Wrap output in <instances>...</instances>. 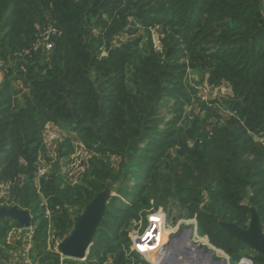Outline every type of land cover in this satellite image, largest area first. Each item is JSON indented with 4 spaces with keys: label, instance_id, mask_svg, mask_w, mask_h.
<instances>
[{
    "label": "trees",
    "instance_id": "16d2710c",
    "mask_svg": "<svg viewBox=\"0 0 264 264\" xmlns=\"http://www.w3.org/2000/svg\"><path fill=\"white\" fill-rule=\"evenodd\" d=\"M0 72V205L32 215L29 235L0 218V264H61L100 194L86 260L63 264H159L161 211L264 264L220 225L247 230L255 209L264 232V0H0ZM191 74L230 96L189 116ZM49 124L66 134L38 180ZM76 140L90 158L72 185Z\"/></svg>",
    "mask_w": 264,
    "mask_h": 264
},
{
    "label": "water",
    "instance_id": "95a60500",
    "mask_svg": "<svg viewBox=\"0 0 264 264\" xmlns=\"http://www.w3.org/2000/svg\"><path fill=\"white\" fill-rule=\"evenodd\" d=\"M106 209V194H100L85 208L80 216L75 217L74 230L68 237L59 243L57 252L67 259L85 261L93 244L94 237L104 219ZM0 218H11L12 220L17 221L24 229L32 228V215L27 210L19 209L17 207L1 209ZM220 225L222 229L232 237L242 242L248 248L253 250V252L264 257V232L255 209L251 210V224L247 230L232 223H221ZM181 228L182 231L178 235H174L170 238L165 249L166 251L175 250L176 254L189 256L191 250L188 248V245L190 244V246L200 251L205 256H208L212 263L224 264V262H218L216 260V252L214 250H209L206 245L201 247L200 244H196L193 241L194 233H198L197 221H195L194 225L182 226ZM185 235L187 241L184 240L185 242H183ZM175 247H178V250ZM181 248L185 253H183ZM159 256L163 257L158 255L159 259ZM167 258L169 259H167V261L170 264L172 260H170V255H168ZM173 260L174 262L179 263L177 257H174Z\"/></svg>",
    "mask_w": 264,
    "mask_h": 264
},
{
    "label": "rangeland",
    "instance_id": "374dc122",
    "mask_svg": "<svg viewBox=\"0 0 264 264\" xmlns=\"http://www.w3.org/2000/svg\"><path fill=\"white\" fill-rule=\"evenodd\" d=\"M155 40H156V44L158 45L159 42H158L156 36H155ZM2 77H3V73L0 72V80L2 79ZM190 79H191L190 85L193 86L198 91L197 95L194 97L195 101L192 103L191 106L186 108V113L191 117H193L195 115L205 116L206 113L200 104L201 102H204V103L211 105L215 101H220V100H223V99L228 98L230 96V90L226 86L221 87V88H213V87L207 85L206 83L199 84V82L201 81V76L199 74H191ZM65 134L66 133L64 130H62L59 126H56L54 124H49L46 127V130L44 132V137L46 140L45 146H46L47 156H45V155L41 156V166L42 167H41L40 171L46 173V172L51 171L53 169V166H54L53 164L57 161L56 160V156H57L56 152H57V147H58L57 141H59ZM74 142H75L74 143L75 144V154H73V157H72V159L74 161H73L72 165H70V168L72 170L69 171V174H68L66 172L67 168H65L64 166L62 168L64 170L63 171L64 176L68 179L69 182H72L71 183L72 185L79 184V183L83 182V179H84L83 175H84L86 167H87V161L90 158V155H89L88 151L85 149V147L82 144H80V142L78 140H76ZM48 160H50V161H48ZM113 161L116 162V160H114V159H113ZM41 175H42V173L38 174V180H39ZM38 180H37V182H38ZM6 190H7V186H4L2 191L0 192V199L3 198L7 194ZM1 209H5V207H2L0 205V210ZM154 215H161L160 219L162 221L164 231L159 236V241L161 242V244L165 248L168 245L170 237L174 236V235H178L182 231V228H181L182 226H191V225L195 224L194 220H189V221L181 220L175 226H173L169 222V220L167 218V214L165 212L161 211V212L154 213L148 217L149 225H150V217L154 216ZM30 230L31 229L22 228V229H20L18 234L29 235L31 233ZM134 237H136V235H134L133 238ZM205 240H204V238L200 237L198 233H196V234L194 233L193 241L196 244H200L201 247L206 245V246H208L209 250H214V248L210 247V245L208 244L209 243V242H207L208 240H206V241ZM157 242L153 243L152 248L156 245ZM165 248L163 249L164 251H165ZM161 252H163V251H161ZM161 252H158L157 256L164 254V252L163 253H161ZM17 253L18 252H16V255H15L16 257L18 256ZM218 255H219V253L216 252V257ZM217 261H219V260H217ZM178 262L179 263L175 262V264H180V263L183 264L182 260H180V261L178 260Z\"/></svg>",
    "mask_w": 264,
    "mask_h": 264
},
{
    "label": "bare ground",
    "instance_id": "6f19581e",
    "mask_svg": "<svg viewBox=\"0 0 264 264\" xmlns=\"http://www.w3.org/2000/svg\"><path fill=\"white\" fill-rule=\"evenodd\" d=\"M185 244H187V243H185ZM210 247H212V246L210 245ZM164 248L165 247H163L161 242L158 241L156 243V245L152 248V251H151V255L159 262V264H169V262H167V259H168L167 255H170V260L171 259L173 260L174 257H177V260H179V261L182 260L183 264H215V263H212L210 261L208 256H205L200 251H198L195 248H193L192 246H190V244L188 245V248H190V250H191V254L189 256H183L181 254H176L175 250H169V251L167 250L168 252H166V250L165 251L163 250ZM175 248L178 250V247H175ZM181 250H183V249L181 248ZM161 251H163L164 254H163V257H160V259H159L157 256V252H161ZM163 252H161V253H163ZM216 252L219 253L220 256H223V254H224L223 252H221L219 250H216ZM183 253H185L184 250H183ZM172 260H171L170 264H175L174 260L173 261Z\"/></svg>",
    "mask_w": 264,
    "mask_h": 264
},
{
    "label": "built area",
    "instance_id": "2783aa9c",
    "mask_svg": "<svg viewBox=\"0 0 264 264\" xmlns=\"http://www.w3.org/2000/svg\"><path fill=\"white\" fill-rule=\"evenodd\" d=\"M48 48H50L51 46L50 45H48L47 46ZM40 173H42V175L45 173V172H42V171H40ZM133 242H134V239H133ZM134 246H135V243H134ZM205 246V245H204ZM136 248V247H135ZM216 250H218V249H215L214 248V251H216ZM138 251V250H137ZM221 251V250H220ZM223 252V251H222ZM140 253V252H139ZM224 254H223V256H220V255H218L217 257H216V260H219L218 262H224V264H256V263H254V261L250 258V257H248V256H243L238 262H236V263H232L231 262V260H230V257L228 256V255H226V253L225 252H223ZM142 254V253H141ZM143 255V254H142ZM144 256V255H143ZM161 256H163L162 254H161ZM145 257V256H144ZM160 257V256H159ZM64 259H67V258H65V257H63L62 256V263L61 264H63V260ZM147 259V258H146ZM147 261H148V263L149 264H153L152 262H150L148 259H147Z\"/></svg>",
    "mask_w": 264,
    "mask_h": 264
},
{
    "label": "flooded vegetation",
    "instance_id": "af4514ba",
    "mask_svg": "<svg viewBox=\"0 0 264 264\" xmlns=\"http://www.w3.org/2000/svg\"><path fill=\"white\" fill-rule=\"evenodd\" d=\"M171 237H172V236H171ZM171 237H170V238H171ZM184 240H186V235H185V237H184V239H183V242H185ZM157 253H158V252H157Z\"/></svg>",
    "mask_w": 264,
    "mask_h": 264
}]
</instances>
